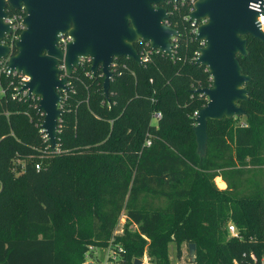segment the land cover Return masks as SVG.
<instances>
[{
    "label": "trees",
    "instance_id": "1",
    "mask_svg": "<svg viewBox=\"0 0 264 264\" xmlns=\"http://www.w3.org/2000/svg\"><path fill=\"white\" fill-rule=\"evenodd\" d=\"M163 7L179 32L175 58L154 52L143 65L119 58L128 69L115 72L109 101L102 71L93 75L92 62L83 63L69 77L54 151L38 103L14 100L18 78L1 77L0 264H84L90 246H108L123 214L138 227L117 238L123 264L146 254L152 264H172V244L180 255L183 244H196V264H251L252 254L262 264L264 44L248 36L249 55L239 56L252 79L249 100L239 103L245 121L210 120L201 159L191 116L208 104L195 91L212 80L195 61L203 47L187 19L191 4ZM144 46L136 45L139 54ZM155 113L162 118L154 124ZM229 222L239 238H229Z\"/></svg>",
    "mask_w": 264,
    "mask_h": 264
},
{
    "label": "water",
    "instance_id": "2",
    "mask_svg": "<svg viewBox=\"0 0 264 264\" xmlns=\"http://www.w3.org/2000/svg\"><path fill=\"white\" fill-rule=\"evenodd\" d=\"M181 0H0V61L9 58L12 72L30 78L21 92L40 98L39 110L45 118L41 129L46 133L51 150L58 147L59 123L64 111V95L71 91L69 77L81 66L82 59H91V73L99 70L104 76L103 92L110 100L112 65L115 59L128 58L141 65L136 45L149 43L173 58L172 41L179 32L166 25L169 10L166 3ZM189 1V0H182ZM253 5H260V11ZM24 9L25 30L12 54L3 41L12 34L5 22L8 9ZM264 13V0H196L191 21L200 22L197 42H205L197 65L208 69L212 86L195 93L208 98L196 118L194 128L197 154L207 156L208 122L245 116L239 103L249 100L246 86L251 77L244 74L239 56L246 57L248 36L264 44V33L258 18ZM61 35L72 41L63 50ZM64 66L65 71L60 67ZM189 257L196 264V244H189ZM136 259L134 264H142ZM93 264V263H89Z\"/></svg>",
    "mask_w": 264,
    "mask_h": 264
},
{
    "label": "built area",
    "instance_id": "3",
    "mask_svg": "<svg viewBox=\"0 0 264 264\" xmlns=\"http://www.w3.org/2000/svg\"><path fill=\"white\" fill-rule=\"evenodd\" d=\"M179 2H182V4L190 3L191 6H192L191 9H190L191 13L194 11V5L196 3V0H189L187 2L181 0ZM169 3L170 4H176V5L178 4V3H172V2H169ZM253 7L256 10L260 11V5H253ZM8 13H9V16L5 20V22L8 23L12 27V34L11 35H6V38L3 41V43L8 45L9 48L11 49V53L14 54V51L17 49L16 48V44L20 40L22 32L25 30V25H24L23 22H24V18L26 16V12H25L24 9L15 10V9L9 8L8 9ZM187 19L190 20V16ZM202 21H200V22H202ZM258 21H259V24L261 26V30L264 33V13H261V15L258 18ZM192 22H193L192 33L194 34L195 39H196V35L198 33V29L201 26V24H200V22H196V21H192ZM165 24L168 25L167 21L165 22ZM71 41H72V37L70 35H61L59 46L63 50H65L66 46ZM176 41H177V37L174 38L173 41H172L174 56L171 59L175 58ZM142 44H145V46H144L142 52L139 54L140 57H141V60H142V64L141 65L150 63L151 60H152V55H153L154 52L164 54L160 50L152 49L149 43L142 42ZM201 45H202V47H204L205 46V42L202 41ZM200 50L196 53V58H195L196 62L199 59ZM118 59H115L113 65H112V71L114 72V75H115V72L118 71V69L120 67L123 68V69H128V66L126 64L119 65L117 63ZM8 60H9V58H6V59L0 61V79H1V77L5 76V75L6 76H12L14 78H18V85H17V87L15 88V90L12 93V98L14 100H19V101L32 100V101L37 102L38 103V105H37L38 111L41 114V117L45 118L44 113L39 110L40 98L37 97V96H30L28 91L21 92V90L23 89L25 84L30 80V78L28 76L22 74V73H19V72H12L9 69ZM86 61H91V59L83 58L82 62H81V65L83 63H85ZM60 68L63 71H65V68H64L63 65ZM207 72H209L208 69H207ZM210 78L212 80L211 76H210ZM3 95H5V90L0 88V97L3 96ZM65 96H66V94L64 95V98H65ZM201 96H203V95H201ZM203 97H205V96H203ZM205 98L208 101V98L207 97H205ZM62 106H63V104L61 105V109H62ZM198 113L199 112H196V116H198ZM161 118H162V114L161 113H155L153 115L152 122L155 124ZM43 122H44V119H43ZM43 122L39 125L40 131L44 135L43 136L44 139L48 142V138H47L46 133L41 129V126H42ZM60 123H61V119H60ZM151 146H152V141L149 138V139L146 140L145 147L149 148ZM49 148H50V146H49ZM36 168H37V170H40L41 166L37 165ZM228 228H229V232L234 236V238H239L238 230H237V228L234 225H230ZM119 237L120 236H117L114 233V235H113L112 239L110 240V242H109L107 247H105V248H95V249L91 248V250H92L91 252H96V253H88L86 255L87 262H85L84 264H89V263H93V264H123V255L126 253V251H125L123 245L117 241V238H119ZM144 257H146V258L144 260H142L143 261L142 264H152L150 258L147 256V254ZM250 258L252 260L251 264H260L258 259H257V257L254 254L250 255ZM263 263H264V258H263L262 264Z\"/></svg>",
    "mask_w": 264,
    "mask_h": 264
},
{
    "label": "rangeland",
    "instance_id": "4",
    "mask_svg": "<svg viewBox=\"0 0 264 264\" xmlns=\"http://www.w3.org/2000/svg\"><path fill=\"white\" fill-rule=\"evenodd\" d=\"M206 23V20H203L202 22H200L201 25L205 24ZM199 112V111H197ZM196 112L191 116V119H192V122H193V127L195 128L197 126L196 124ZM241 118V122H244L245 121V118L244 116L243 117H240ZM25 165V161H17L16 162V165ZM40 164V163H39ZM18 175L21 173V170H19L17 167L14 168ZM221 183V182H220ZM223 186V184H221ZM160 202V201H159ZM128 223V219H127V216L125 214H123L118 222V225L116 227V231H115V234L117 236H123L125 232L129 231V232H132V233H135L138 231V227L136 225H131V226H128L127 225ZM230 225H234L236 227V225L232 222H229L228 225H227V229H228V234H229V238H233L234 236L229 232V226ZM237 228V227H236ZM238 230V228H237ZM238 235L240 236L239 234V230H238ZM91 248H94L93 246H90L89 247V252L86 253V255L88 253H96V252H91ZM86 255H85V262H87V258H86ZM146 257H143L142 259L140 260H144ZM170 260H171V263L172 264H192L191 263V260H190V257H189V250H188V246L183 244L181 246V255L178 253V250H177V247L175 244H172L170 245ZM84 262V263H85Z\"/></svg>",
    "mask_w": 264,
    "mask_h": 264
},
{
    "label": "crops",
    "instance_id": "5",
    "mask_svg": "<svg viewBox=\"0 0 264 264\" xmlns=\"http://www.w3.org/2000/svg\"><path fill=\"white\" fill-rule=\"evenodd\" d=\"M215 183H216L217 188L220 190H225L227 188V183L224 181L222 177L216 178ZM221 184H223V186Z\"/></svg>",
    "mask_w": 264,
    "mask_h": 264
},
{
    "label": "flooded vegetation",
    "instance_id": "6",
    "mask_svg": "<svg viewBox=\"0 0 264 264\" xmlns=\"http://www.w3.org/2000/svg\"><path fill=\"white\" fill-rule=\"evenodd\" d=\"M171 5H176V4H170V3L168 2V3H166V5H164V6H171Z\"/></svg>",
    "mask_w": 264,
    "mask_h": 264
}]
</instances>
